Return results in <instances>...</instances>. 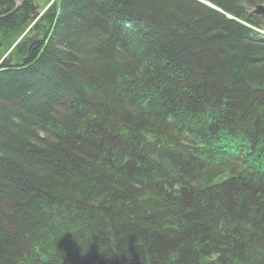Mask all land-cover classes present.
Instances as JSON below:
<instances>
[{
  "label": "trees",
  "instance_id": "obj_1",
  "mask_svg": "<svg viewBox=\"0 0 264 264\" xmlns=\"http://www.w3.org/2000/svg\"><path fill=\"white\" fill-rule=\"evenodd\" d=\"M206 1L0 0V264H264V0Z\"/></svg>",
  "mask_w": 264,
  "mask_h": 264
},
{
  "label": "rangeland",
  "instance_id": "obj_2",
  "mask_svg": "<svg viewBox=\"0 0 264 264\" xmlns=\"http://www.w3.org/2000/svg\"><path fill=\"white\" fill-rule=\"evenodd\" d=\"M32 3H33V6L34 7H36L37 8V3H35L34 1H37V0H30ZM201 3H204V4H207L208 6H210V5H212V6H210L211 8H213V9H215V10H218V11H221V9L219 8V7H217V6H215V5H213L212 3H210L209 1H206V0H199ZM13 2H14V7L15 8H18L19 6H22L21 5V3H22V0H13ZM38 2H40V0H38ZM40 5H42V3H39ZM261 6H263V5H261ZM258 7V6H257ZM257 7L256 8H252V9H250L252 12H256L255 10L257 9ZM59 11V10H58ZM257 13V12H256ZM44 14V12L41 14V16ZM40 17V16H39ZM36 19H38V18H36ZM33 26H34V23H33ZM31 26L30 27H28L25 31H24V33H25V37L27 38V40L29 41V39H30V42H31V40L33 39V37H34V33L31 31ZM40 36V35H39ZM18 44H19V40H17L16 41V43L15 44H13L9 49H8V51H7V53H5V55L3 56V62L1 61L0 62V67H2V65H4L3 63L5 62L4 60H7V59H10L11 57H12V52H13V50L14 49H16V47L18 46ZM9 53H11V55L9 54ZM9 57V58H8ZM11 60V59H10ZM9 60V62H11ZM180 80V79H179ZM178 80V81H179ZM204 110H201L203 113H207L209 110H207V109H209V108H203ZM212 110V109H211ZM210 110V111H211ZM203 117V116H202Z\"/></svg>",
  "mask_w": 264,
  "mask_h": 264
},
{
  "label": "water",
  "instance_id": "obj_3",
  "mask_svg": "<svg viewBox=\"0 0 264 264\" xmlns=\"http://www.w3.org/2000/svg\"><path fill=\"white\" fill-rule=\"evenodd\" d=\"M210 6H212V5H210ZM255 11L257 13H260V14H262L264 16V6L259 5ZM29 41H30V39H29Z\"/></svg>",
  "mask_w": 264,
  "mask_h": 264
}]
</instances>
